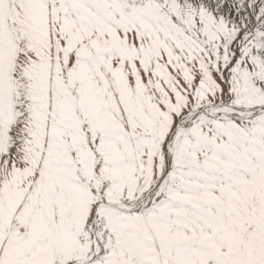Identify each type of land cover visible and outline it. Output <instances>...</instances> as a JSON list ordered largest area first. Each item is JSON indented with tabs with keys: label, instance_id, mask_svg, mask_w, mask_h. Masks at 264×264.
<instances>
[{
	"label": "snow or ice",
	"instance_id": "snow-or-ice-1",
	"mask_svg": "<svg viewBox=\"0 0 264 264\" xmlns=\"http://www.w3.org/2000/svg\"><path fill=\"white\" fill-rule=\"evenodd\" d=\"M0 264H264V0H0Z\"/></svg>",
	"mask_w": 264,
	"mask_h": 264
}]
</instances>
